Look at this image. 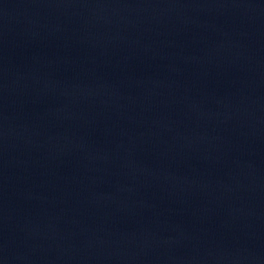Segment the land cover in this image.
<instances>
[{"label":"water","instance_id":"water-1","mask_svg":"<svg viewBox=\"0 0 264 264\" xmlns=\"http://www.w3.org/2000/svg\"><path fill=\"white\" fill-rule=\"evenodd\" d=\"M0 264H264V0H0Z\"/></svg>","mask_w":264,"mask_h":264}]
</instances>
